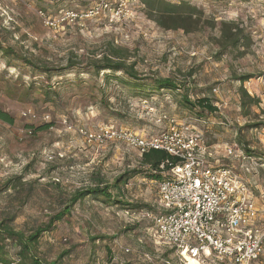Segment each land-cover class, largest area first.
<instances>
[{"label":"rangeland","instance_id":"obj_1","mask_svg":"<svg viewBox=\"0 0 264 264\" xmlns=\"http://www.w3.org/2000/svg\"><path fill=\"white\" fill-rule=\"evenodd\" d=\"M86 5V0H0V48L13 52L0 51V109L13 119L12 125L0 122V219L15 215L13 228L28 234L63 213L36 246V256L46 263L186 264L157 240L146 217L160 211L157 179H149L138 152L118 142L88 145L78 131L92 134L112 125L149 136L164 129L156 123L159 115L187 122L213 148L218 165L251 183L264 209V0L190 5L201 18L187 34L160 27L145 6L126 29L101 19L54 31L37 16ZM233 28L243 34L234 49L222 41V33ZM111 46L123 50L140 81L94 72L93 63ZM165 78L180 91L137 89ZM243 91L256 102L243 99ZM185 95L190 103L208 98L217 112L198 117ZM42 126L47 128L38 130ZM226 145L253 160L241 171L237 159L226 158ZM133 171L139 174L119 190L109 189L110 200L87 197L70 207L76 192L97 181L110 187ZM16 177L18 188L4 191V183ZM8 250L16 251L10 244ZM251 264H264V258Z\"/></svg>","mask_w":264,"mask_h":264},{"label":"built area","instance_id":"obj_2","mask_svg":"<svg viewBox=\"0 0 264 264\" xmlns=\"http://www.w3.org/2000/svg\"><path fill=\"white\" fill-rule=\"evenodd\" d=\"M86 1V7L80 10L63 9L54 16L37 11V16L44 27L54 31L83 28L86 22L101 19L126 29L143 7L140 0ZM167 1L197 5L202 0ZM212 91L217 93L218 89ZM156 123L164 129L149 136L112 125L99 127L92 134L78 132L88 145L118 142L140 157L161 151L172 159L159 166L160 211L146 217L153 222L157 240L173 249L184 263L192 258L198 264H251L264 258V209L258 206L251 183L231 167L218 165L213 148L189 123L166 114L159 115ZM225 147L226 158L237 159L241 171L244 162L253 160L234 145ZM52 160L47 156L48 162Z\"/></svg>","mask_w":264,"mask_h":264},{"label":"trees","instance_id":"obj_3","mask_svg":"<svg viewBox=\"0 0 264 264\" xmlns=\"http://www.w3.org/2000/svg\"><path fill=\"white\" fill-rule=\"evenodd\" d=\"M142 6H145L147 13L150 15L151 19L155 21L160 27L166 30H181L184 33L194 32L197 29L201 18V12H199L195 7L190 6L186 3L174 4L167 0H140ZM226 26V24H223ZM234 31H230L228 34L222 33L224 47L237 48L239 44V39L242 37V32L238 31L237 28H233ZM244 37V36H243ZM244 39V38H243ZM0 51L4 53L5 56L13 55V52L0 48ZM127 57L123 53V50H119L114 46L108 48L107 53L102 56V58L93 63V70L95 73L109 72L113 75L116 73H123L128 79L134 82L140 81L137 74L134 71L133 64H126ZM31 65L30 62H26ZM35 68V67H34ZM39 71H44L40 68H36ZM246 78H243L241 82H245ZM144 87L155 88L158 91H168L177 92L180 91V86L176 85L175 81L170 78L153 80L150 84L140 85L137 89H143ZM136 88V87H135ZM48 95V94H47ZM242 98H247L251 103L256 101L249 97L245 91L241 93ZM184 102L190 107L191 111L194 110L198 117L212 115L217 112L216 106L208 98H199L195 102L190 103L187 100V95L183 96ZM244 105V103H243ZM0 122L12 125L13 119L6 112L0 109ZM47 126H42L38 130L46 129ZM249 155V154H248ZM250 156V155H249ZM168 160H172L166 153L161 151H150L143 154L140 160L142 167L147 168L148 177L150 180L159 179V166ZM139 174L137 171H133L130 175L124 174L114 180L112 186L102 187V183L97 181L85 190L78 191L70 200V207L77 204L79 201L85 198H98L102 196L107 200L111 199L109 194V189L119 190L121 187L127 183V181ZM21 181L19 177L7 180L4 183V191L8 189L18 188ZM127 206H131L125 204ZM132 207V206H131ZM70 208H66L65 212H68ZM63 213L54 216L46 228H37L28 234H24L20 231H16L13 228V222L15 220V215H5L0 219V264H58V262L46 263L36 256V246L42 235V233L48 231L52 228V224L61 219ZM13 245L16 249L12 254L8 250V246ZM61 258V257H60Z\"/></svg>","mask_w":264,"mask_h":264},{"label":"bare ground","instance_id":"obj_4","mask_svg":"<svg viewBox=\"0 0 264 264\" xmlns=\"http://www.w3.org/2000/svg\"><path fill=\"white\" fill-rule=\"evenodd\" d=\"M191 263L192 264H196V261L193 259V260H191Z\"/></svg>","mask_w":264,"mask_h":264}]
</instances>
